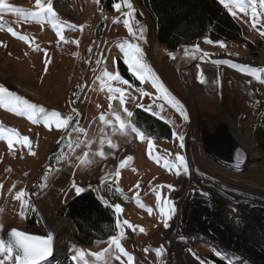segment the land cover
I'll use <instances>...</instances> for the list:
<instances>
[{"label": "rangeland", "instance_id": "1", "mask_svg": "<svg viewBox=\"0 0 264 264\" xmlns=\"http://www.w3.org/2000/svg\"><path fill=\"white\" fill-rule=\"evenodd\" d=\"M4 2L28 15L0 11V87L19 101L70 119L67 127L59 129L54 123L45 127L40 116L33 124L27 115L13 110L17 101L9 102L5 94V102L0 104V241L5 244L12 228L44 234L37 217L41 212L45 219L50 214L72 224L73 240L64 251L68 255L65 264H216L214 258L227 262L203 238L245 256L251 252L264 257V245L259 246L257 238L249 234L264 240V202L244 197L238 206L226 197L228 205L216 201L215 205L210 192L217 191L215 183L225 179L264 190L261 0H225L229 7L223 6L224 10L243 29L245 40L241 43L206 38L177 51L157 41L154 26L135 0H129L135 11L130 24L135 37L124 24L126 6L109 11L101 7L100 0H39L44 7L52 4L56 12L52 16L41 12L37 0ZM143 25L148 26L146 40L140 32ZM129 43L140 45L144 62L163 91L153 87L151 77L141 82L131 74L120 51L121 45L127 50ZM105 73L119 74L131 87L110 80ZM116 88L125 91L123 105ZM33 92H38L37 97L29 95ZM137 110L167 124L171 136L156 139L147 134L134 122ZM133 126L144 133L143 141L132 131ZM232 132L248 136L260 157L252 159L244 147V151L234 149L229 140ZM173 133L184 137L183 148ZM24 136L29 137L31 151L21 147ZM9 139L13 140L11 149ZM178 154L185 158L188 174L182 168L166 167L178 164ZM192 175L207 185H196V191L188 193ZM74 185L82 188V193L94 191L114 212L115 205L121 206L122 212H115L121 227L108 240L85 247L77 239L74 224L63 213L78 196ZM227 189L239 192L231 185ZM21 191L27 193L23 198L27 206L16 199ZM169 203L174 205L175 215L165 228L160 209L167 211ZM180 211L182 229L171 252L172 228ZM125 220L133 227L123 224ZM244 220L249 222L245 229L232 228L231 223L240 228ZM113 237L134 257L132 262L110 243ZM249 244L259 251L252 253ZM15 255L13 251L12 259L5 260L6 253L0 252V260L17 264Z\"/></svg>", "mask_w": 264, "mask_h": 264}, {"label": "trees", "instance_id": "2", "mask_svg": "<svg viewBox=\"0 0 264 264\" xmlns=\"http://www.w3.org/2000/svg\"><path fill=\"white\" fill-rule=\"evenodd\" d=\"M135 1L154 26L157 41L170 50L185 49L206 38L226 43L245 40L242 27L224 10L219 0ZM117 2L120 0H100L101 7L109 11H113ZM134 122L156 139L171 136L167 124L144 111L135 112ZM63 213L74 224L77 239L85 247L108 240L118 230L116 213L92 190L76 196ZM214 262L227 264L216 258Z\"/></svg>", "mask_w": 264, "mask_h": 264}, {"label": "snow or ice", "instance_id": "3", "mask_svg": "<svg viewBox=\"0 0 264 264\" xmlns=\"http://www.w3.org/2000/svg\"><path fill=\"white\" fill-rule=\"evenodd\" d=\"M220 2L223 4L225 8L229 7V4L225 2V0H220ZM123 6H126L128 9V12L124 13V16L126 17L124 20V24L127 27V30L130 35L135 37V33L130 26L131 21L135 17V11L133 9L132 4L129 2V0H120V2H117L113 5L114 11H120ZM37 7L41 9V12H47L50 13L52 16L56 15V12L53 9V6L51 3H48L46 7L39 4V0H37ZM261 7H264V0H261ZM8 11L14 14H19L20 16H27L28 14L25 13L21 8L18 7H12L4 2V0H0V11ZM33 16H39V13H32ZM232 15H235V13H232ZM257 13L255 11L252 12L253 20H255ZM8 32L13 36L16 37L17 33L12 29L9 28ZM142 32V29H141ZM59 35V33H58ZM62 38V37H61ZM19 39L24 40L26 39L24 36H20ZM208 43H212V41H207ZM221 47H224L223 43L220 45ZM120 51L123 53L125 57V63L127 64L129 70L131 71V74L139 81L145 82L150 77L152 78V84L153 87L163 91V87L161 84L157 83L156 78L153 76L152 70L149 68V66L144 62V53L142 48L138 43H129L127 44V50L124 45L120 46ZM105 75L109 76L110 80L118 81L124 85H129V82L127 80H123L119 74L111 75L108 73H105ZM112 91V89H109ZM115 92L120 94V104L123 105L125 103V91L121 88H116L114 90ZM5 94H7V98L9 102L17 101V103L14 105L13 110L17 111L20 115H27V119L30 120L33 124L37 123V116H40L43 119V123L45 127H49L51 124H55V126L59 128H65L67 127L69 123L68 117L62 118L61 114L57 111H51L47 112L43 107L37 108L35 105L27 102V101H19V98L13 97L11 93H8L7 89L0 87V104H3L5 102ZM147 95V93H145ZM175 103V101H173ZM128 116H131L132 113L128 112ZM103 116L101 117V120H103ZM116 119L119 121V116L116 117ZM120 128L123 130L125 128V124L121 121L120 122ZM132 131L137 134L139 139L141 141L144 140V133L140 132L136 127H132ZM174 136H177L176 133H173ZM177 139L181 142L180 147L183 148V140L184 137L182 135L177 136ZM21 147H28L29 151H31L30 148V140L29 137L24 136L22 141H20ZM8 146L11 149L13 146V140H8ZM152 142L149 141V148H151ZM110 147H115V145H110ZM101 157L104 156V153H100ZM128 160H131L132 157H127ZM178 164L174 165H168L166 164V167H175L177 169L182 168L184 174H188V167L185 162V158L182 155H177L176 157ZM123 166V163L121 164V167ZM179 175V171L177 172ZM117 176H119V172L116 173ZM75 192L77 195L81 194L83 189L75 186ZM27 193L25 191H21L16 195V199L20 200L22 205L27 206V202L23 199L26 197ZM157 200H160V197L157 196ZM150 211V210H149ZM115 212L121 213L122 208L120 205H115ZM161 215L164 217V227L168 228L170 225L168 221L173 218L175 215V208L174 205L168 204V210L165 211V209L162 207L160 209ZM123 224L128 225L130 228L133 227L128 223V221H124ZM117 228L121 227V224L117 223ZM141 232L144 231L143 228L140 229ZM11 237L14 239L15 242V249H17V253L15 255V260L17 264H41V261L44 260L46 257L50 256L52 254V250L50 247V241L52 239L51 236L47 238V240L42 239L41 237L37 236H29L26 235L22 231L18 230H12L10 233ZM124 234L121 233V236ZM112 245H115V247L119 250L121 254L126 256L127 260L129 262H132L134 260V257L131 255H128V253L125 251V249L121 246L119 240L115 237H113L110 241ZM13 245L8 244L5 245L3 241H0V252L6 253L5 260H11L13 256ZM0 264H5L4 260H0ZM203 264V262H202Z\"/></svg>", "mask_w": 264, "mask_h": 264}, {"label": "bare ground", "instance_id": "4", "mask_svg": "<svg viewBox=\"0 0 264 264\" xmlns=\"http://www.w3.org/2000/svg\"><path fill=\"white\" fill-rule=\"evenodd\" d=\"M245 1L250 2V1H254V0H245ZM60 10L64 14L71 15V13L68 10H66V9H63V10L60 9ZM33 93L34 94H30L29 93V95H31L32 97H34V96L37 97L38 92H36V93L33 92ZM233 127H235L234 129H236V127L239 128L238 125H234ZM231 136H232L231 139H233V140L235 139V141H236V142H234L231 139H229L230 140V143H231V145H232V147L234 149H237V150H241L242 151L243 150L242 148L244 147V149L246 151H248L249 154L251 152V155H252L251 158L252 159H254L256 157H260L261 154H259V151L258 150L256 152V148L253 146V144L251 142V139L248 136L237 134V132H234V133L232 132V135ZM256 159H258V158H256ZM222 174H224V173H222ZM225 180H223L219 184L215 183V187L217 188V191H214L213 189H210V192L213 193L211 195L212 196V202H213V204L217 205V203H215V201H216L218 203H221L222 206H224L223 204L228 205V203L226 202L227 200H225L226 197L231 198L232 200H234V202L236 204H238V206H240V204L243 203V201L245 200L244 197L256 198L257 200H259V203H261V201H262V203L264 202V199H260L258 197V196H260V197L264 198V190L262 191V190L256 189V187L250 186V184L247 183V182H242V181H236V182L233 181V182H231V181H228L227 179H225ZM206 182L207 181H204L203 179H200L199 176L192 175L190 177V185L191 186H189L190 189L188 190V193H193L194 191H196V188L194 187L196 185H199V184L200 185L201 184H206L207 185ZM230 185L233 186V187H235V188H238L239 189L238 194L237 193H233L232 191H227L228 190L227 188ZM246 186H248V187H246ZM224 187H226V188H224ZM243 188H250V189H247L246 190V189H243ZM245 202H249V201H245ZM257 202H255L253 204H256ZM230 206L232 208H234V210L236 212H239V209H237L235 207V205H230ZM225 211H224V214L223 215H225L227 213ZM45 216H46V219H47V220L45 219L46 222H47V224L50 226V228L55 232V234L59 238V241L57 243V254H56V257L57 258L55 257L56 260L54 259V261H52L50 264H65L64 263L65 262V259H66V261H68V255L65 254L66 252H64V251H65V249L67 247L68 242L73 240V236H72V224L67 219H57V218H55L53 216H50V214H47ZM248 216H251V215L248 214ZM244 222H245V224L242 225L240 228L237 227V226H234V223H231L232 224L231 226L234 229H245V227L249 226V222H247V220H244ZM172 229L174 231L173 232V238L174 239L173 238L171 239V244H170V247H169V249H170L171 252L173 251V247L172 246L175 244L176 236L178 235V232H180V229H182V226H181V211H180V214L177 216V220L175 222V226ZM40 234L41 235H45L46 234L45 229H44V234L43 233H40ZM249 234H251V236H253L254 239L257 238L255 240V242H257L259 244V246L263 247L264 240L259 239L258 237H256V235H253L250 232H249ZM37 235H39V234H37ZM241 240H243V239H241ZM203 241H205L206 244L209 245L210 247L215 248L216 251L221 256L225 257L226 260L228 262L232 263V264H264L263 263L264 262V260H263L264 257H260V258H262V260H261L259 258V256L255 255V254L252 255L251 252L248 253L247 256H244V255L236 252L233 248L224 247L221 244H218L217 242H214L213 240H211L209 238H203ZM226 245H228V244H226ZM246 245H248V244H246ZM248 247L249 248H253L252 253L255 252V251L256 252L259 251L256 248L252 247V245H250V244H249ZM257 260L260 261V263Z\"/></svg>", "mask_w": 264, "mask_h": 264}, {"label": "water", "instance_id": "5", "mask_svg": "<svg viewBox=\"0 0 264 264\" xmlns=\"http://www.w3.org/2000/svg\"><path fill=\"white\" fill-rule=\"evenodd\" d=\"M141 29H142V32H141ZM140 32L142 34V37L143 39H147L148 38V26L147 25H143L140 27ZM253 162L249 163V164H252ZM238 165H240V163H238ZM38 219L40 221V223L43 225L45 231H46V234L45 235H37V234H33V233H28V232H25V231H22V230H19L17 228H12L10 229L7 234H6V237H5V245H8V244H12L13 245V248H14V252L17 253V249H15V242H14V239L11 237L10 233L12 230H18V231H22L24 232L26 235H29V236H37V237H41L42 239L44 240H47V238L49 236L52 237L51 241H50V247H51V250H52V254L48 257H46L44 260L41 261V264H50L52 261H54L55 257H56V254H57V243L59 241V238L58 236L55 234V232L50 228V226L47 224L45 218L43 217L42 213L41 212H38Z\"/></svg>", "mask_w": 264, "mask_h": 264}]
</instances>
